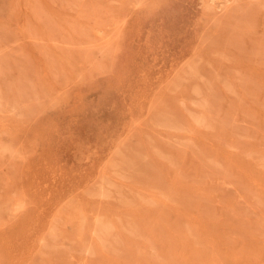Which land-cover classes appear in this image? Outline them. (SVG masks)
Here are the masks:
<instances>
[{
	"label": "rangeland",
	"instance_id": "374dc122",
	"mask_svg": "<svg viewBox=\"0 0 264 264\" xmlns=\"http://www.w3.org/2000/svg\"><path fill=\"white\" fill-rule=\"evenodd\" d=\"M0 185V264H264V0H0Z\"/></svg>",
	"mask_w": 264,
	"mask_h": 264
},
{
	"label": "bare ground",
	"instance_id": "6f19581e",
	"mask_svg": "<svg viewBox=\"0 0 264 264\" xmlns=\"http://www.w3.org/2000/svg\"><path fill=\"white\" fill-rule=\"evenodd\" d=\"M224 2V1H223ZM200 6V5H199ZM216 6H219L218 4L216 5ZM217 9V8H216ZM218 10V9H217ZM196 11V10H195ZM262 14V13H261ZM209 21H211V20H209ZM189 58V57H188ZM188 60H185L184 62H182V63H185V62H187ZM181 63V64H182ZM190 70V69H189ZM13 111V110H12ZM4 136H7V135H4ZM135 138V137H134ZM7 140V139H6ZM9 140V139H8ZM133 141V140H132ZM12 146H13V144H12ZM190 151V150H189ZM9 153V152H8ZM174 171H172V173H173ZM21 183V182H20ZM22 185H24V184H22ZM1 186V185H0ZM92 186H94V185H92ZM23 187V186H22ZM31 187V186H30ZM79 203V202H78ZM10 204V203H9ZM8 204V205H9ZM17 204H19V203H17ZM65 204V203H64ZM203 204V203H202ZM5 206V205H4ZM78 206H80V205H78ZM16 207V206H15ZM11 208V207H10ZM79 209H80V207H78ZM9 210V209H8ZM199 210V209H198ZM13 211V210H12ZM80 211V210H79ZM10 212V211H9ZM9 212H7V213H9ZM14 212V211H13ZM173 215V214H172ZM95 218V217H94ZM196 222V221H195ZM228 230V229H227ZM82 233V232H81ZM80 233V234H81ZM79 234V235H80ZM82 236H83V234H82ZM78 238V237H77ZM80 249V248H79ZM86 253V252H85ZM153 262V261H152Z\"/></svg>",
	"mask_w": 264,
	"mask_h": 264
}]
</instances>
